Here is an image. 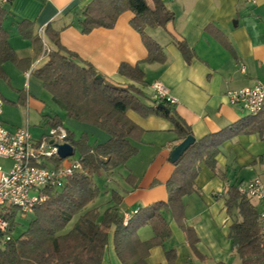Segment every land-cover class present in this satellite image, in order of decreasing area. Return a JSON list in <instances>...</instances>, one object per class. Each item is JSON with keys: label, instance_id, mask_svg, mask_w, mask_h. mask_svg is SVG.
I'll return each mask as SVG.
<instances>
[{"label": "crops", "instance_id": "0c3cea01", "mask_svg": "<svg viewBox=\"0 0 264 264\" xmlns=\"http://www.w3.org/2000/svg\"><path fill=\"white\" fill-rule=\"evenodd\" d=\"M92 1L14 0L0 7L4 12L1 28L17 58V62L1 65L5 75L0 78L4 103L1 122L7 130L27 128L31 138L38 139L57 123V127L72 134L74 141L91 149L110 138L95 126L67 117L34 74L46 61L45 49H54L44 35L47 27L58 32L66 50L118 86L132 87L156 100L151 85L161 83L195 141L248 115L231 104L226 94L252 87L256 82L264 84V0H163L174 14L173 22L166 30L145 29V34L162 48L163 63L145 62L147 49L130 24L134 17L130 11L122 13L112 29L96 28L82 33V12ZM173 38L191 50L190 62L185 61ZM123 63L137 65L144 74L143 83L120 75L118 68ZM127 117L143 134L135 144L137 152L133 157L123 165L100 172L105 174L108 185L102 188L93 175L90 177L99 192L84 211L97 210L98 223L101 214L114 205L112 193L120 198L118 208L124 220L140 209L167 200L166 183L175 168L170 154L180 143L173 126L163 118L141 117L133 111H128ZM44 163L55 166L60 162ZM11 165L0 159L3 170ZM255 177L264 178V134L239 135L225 142L219 147L213 169L199 164L195 191L182 198L183 223L197 239L194 248L187 243L172 214L163 211L170 236L149 250L146 263L167 264L165 252L173 250L174 264H241L229 238L230 226L241 218L237 209L227 211L226 196L230 187L237 190L238 185ZM99 200L103 203L99 204ZM250 202L256 209L258 204ZM138 236L147 241L153 231L146 225L138 230ZM101 264H121L114 251L112 231L108 233Z\"/></svg>", "mask_w": 264, "mask_h": 264}, {"label": "trees", "instance_id": "16d2710c", "mask_svg": "<svg viewBox=\"0 0 264 264\" xmlns=\"http://www.w3.org/2000/svg\"><path fill=\"white\" fill-rule=\"evenodd\" d=\"M150 2V3H149ZM130 11L134 17L130 24L136 30L147 49L146 63H163L162 48L145 34L146 28L163 29L174 20V14L163 0H93L82 12V33L93 29H112L117 18ZM4 12L0 9V78H5L1 65L17 62L7 43V35L1 28ZM44 35L54 49L45 53V63L34 74L42 82L55 104L65 110L67 117L97 127L109 140L94 149L80 141H74L67 132L66 143L79 149L80 160L87 175L75 174L67 178L64 188L49 192V198L32 210V218L25 231L12 236L16 225V208H0V217L9 223L10 240L0 249V264H101L112 231L115 254L121 264H147L149 250L161 245L170 236V230L161 212H169L182 229L187 243L193 249L197 239L184 221L182 198L194 191L198 166L204 163L213 169L215 157L225 142L239 135L264 134V107L253 116L246 115L225 129L196 140L175 162L174 171L166 183L167 200L157 202L135 212L124 223L119 213L120 198L112 193L114 205L106 209L98 223L99 213L85 208L97 197L98 189L91 176L125 164L133 157L143 131L128 117L133 111L141 117L157 116L171 123L177 141L192 133L177 115L174 103L164 98L151 100L139 90L121 87L100 75L91 65L81 62L66 50L59 41L58 32L50 27ZM35 40L40 41L38 36ZM41 42V41H40ZM173 43L185 61L190 62L192 52L183 41L173 38ZM118 73L130 81L143 83L144 74L137 65L120 64ZM162 104L164 108H159ZM58 124L52 125L56 128ZM227 211L238 210L239 222L230 226L229 238L241 264H264L259 249L258 213L250 200L230 187L226 196ZM84 211V212H83ZM22 214V213H20ZM77 217L71 229L67 225ZM149 225L153 237L140 240L138 230ZM167 264H174L175 252H165ZM223 264V263H216Z\"/></svg>", "mask_w": 264, "mask_h": 264}, {"label": "built area", "instance_id": "2783aa9c", "mask_svg": "<svg viewBox=\"0 0 264 264\" xmlns=\"http://www.w3.org/2000/svg\"><path fill=\"white\" fill-rule=\"evenodd\" d=\"M14 0H0V7ZM43 38V31L39 33ZM48 50L45 49V53ZM243 71V69H241ZM156 99L164 98L170 103L174 100L167 95L165 87L155 82L151 85ZM229 102L249 115L259 114L264 107V84L256 82L252 87L228 91ZM3 100L0 97V159L12 163L8 170L0 166V208L13 207L22 214L32 210L49 198V192L64 188L67 178L75 174L87 175L78 159L68 157L61 160L58 145L65 143L67 132L60 127L51 128L40 140H33L27 128L9 131L1 122ZM56 160L59 165L46 166L44 162ZM239 195L260 205L258 211L259 249L264 257V178L255 177L237 187ZM127 219L124 220L126 223ZM0 237L3 245L11 238L9 223L0 217Z\"/></svg>", "mask_w": 264, "mask_h": 264}, {"label": "rangeland", "instance_id": "374dc122", "mask_svg": "<svg viewBox=\"0 0 264 264\" xmlns=\"http://www.w3.org/2000/svg\"><path fill=\"white\" fill-rule=\"evenodd\" d=\"M49 131H50V129L49 130H47V132H46V134H45V136L49 133ZM34 140H40V139H42V138H38V139H35V138H33ZM79 154H80V151H79V149H75V152H74V154L71 156V159H78L79 158ZM64 162H66V160H64ZM117 173H118V171L116 172V174L114 175V177L117 175ZM93 179H94V181H96L97 180V183L103 188L105 185H108L107 183H106V176H105V174H101V173H99V174H94L93 175ZM99 192V191H98ZM98 196V195H97ZM111 197H112V194H111ZM103 203V201H101V200H99V204H102ZM256 210L258 211V210H260V205H257V207H256ZM102 215L103 214H101V218H102ZM100 216V215H99ZM31 218H32V213H28V214H20V213H17L16 214V225H15V227H14V230L12 231V236L13 237H18L23 231H25V229H26V227H27V224H28V222L31 220ZM76 219H77V217H75V218H73L72 220H71V222L67 225V227H66V229L68 230V229H70L73 225H74V223H75V221H76ZM3 247V241H2V238L0 237V249Z\"/></svg>", "mask_w": 264, "mask_h": 264}, {"label": "water", "instance_id": "95a60500", "mask_svg": "<svg viewBox=\"0 0 264 264\" xmlns=\"http://www.w3.org/2000/svg\"><path fill=\"white\" fill-rule=\"evenodd\" d=\"M159 108H164L162 104L158 105ZM195 142V139L191 136L186 137L179 144H177L171 154H170V162L175 163L183 153ZM58 156L61 160H64L68 157H71L74 153V149L68 143H63L58 145Z\"/></svg>", "mask_w": 264, "mask_h": 264}]
</instances>
